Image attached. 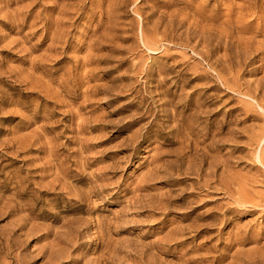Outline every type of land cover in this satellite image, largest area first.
I'll return each instance as SVG.
<instances>
[{
    "label": "rangeland",
    "instance_id": "1",
    "mask_svg": "<svg viewBox=\"0 0 264 264\" xmlns=\"http://www.w3.org/2000/svg\"><path fill=\"white\" fill-rule=\"evenodd\" d=\"M0 264H264V0H0Z\"/></svg>",
    "mask_w": 264,
    "mask_h": 264
}]
</instances>
